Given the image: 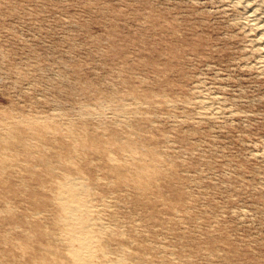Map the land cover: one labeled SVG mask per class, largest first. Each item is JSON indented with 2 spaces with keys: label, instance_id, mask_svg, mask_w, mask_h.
I'll return each instance as SVG.
<instances>
[{
  "label": "rangeland",
  "instance_id": "obj_1",
  "mask_svg": "<svg viewBox=\"0 0 264 264\" xmlns=\"http://www.w3.org/2000/svg\"><path fill=\"white\" fill-rule=\"evenodd\" d=\"M263 39L264 0H0V119L29 135L37 116L56 152L69 127L122 157L110 134L134 138L156 164L143 189L115 176L107 149L70 169L102 177L95 210L129 230L112 242H130L136 264H264ZM34 170L28 187L0 174V209L17 208L0 212V264L27 260L22 214H52L32 197L49 179Z\"/></svg>",
  "mask_w": 264,
  "mask_h": 264
},
{
  "label": "bare ground",
  "instance_id": "obj_2",
  "mask_svg": "<svg viewBox=\"0 0 264 264\" xmlns=\"http://www.w3.org/2000/svg\"><path fill=\"white\" fill-rule=\"evenodd\" d=\"M35 117L37 116L28 117L29 126L33 129L29 135L15 127L9 129L8 123L0 119V174L9 170L20 173L21 180L18 184L25 187H28L29 183L23 171L30 172L31 176H40L42 173L34 170L40 167L45 169L46 176L49 177L46 181L42 179L36 183L37 186L44 187L45 193L35 192L32 197L37 203L46 199L52 214L47 220L40 218L43 211L35 208L22 214L30 226L23 229L25 237L16 242L22 254H16L15 261L22 262L27 259L25 264H136L139 258L130 242L124 240L116 246L112 242L115 236L128 235L129 230L120 229V226L104 225L95 210L99 200L96 194L100 192L98 189L102 177L95 175L91 182H86L82 169L79 167L76 168L77 171H73L70 164L74 162L76 154L86 156L88 151L107 149V163L114 170L115 176L143 189L142 184H146L143 183L145 177H149L150 169L156 167L154 160L147 163L144 158L137 157L142 147L132 137L123 138L121 133L110 134L109 141L127 151L128 154L122 157L117 151L108 149L105 140L95 139L85 128L76 132L74 128L69 127L70 136L74 141L71 146L62 144L61 151L56 152V149L50 148L49 143L42 139L49 134L48 130L43 129L46 124H41L40 129L33 127L40 121L35 120ZM61 128L59 125L58 129ZM155 153V156H162L160 152ZM23 155L27 158H22ZM56 156L65 163L60 170L56 165ZM130 158L140 162L130 164ZM93 160L91 162H94ZM8 203L0 212L15 214L17 208ZM15 226L20 224L16 222ZM34 228L42 235L37 239L38 245L34 244L35 238H38ZM107 246L110 250L105 248ZM110 253H113L111 258ZM148 254L145 253L144 257L146 264Z\"/></svg>",
  "mask_w": 264,
  "mask_h": 264
}]
</instances>
